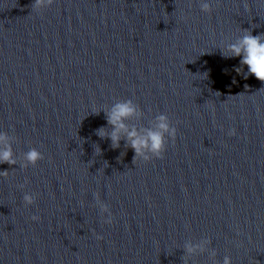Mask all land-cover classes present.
Returning <instances> with one entry per match:
<instances>
[{
    "label": "clouds",
    "instance_id": "9594fccd",
    "mask_svg": "<svg viewBox=\"0 0 264 264\" xmlns=\"http://www.w3.org/2000/svg\"><path fill=\"white\" fill-rule=\"evenodd\" d=\"M54 0H34L30 5L31 10L39 12L40 10L51 6ZM245 10H249V5H244ZM200 9L204 13H211L212 7L208 2H201ZM221 55L224 58L240 57L241 67H237V73H243L244 78L252 75L261 82H264V33L253 35L249 29H243V34L239 36L234 42L228 43L221 47ZM243 66H247V72L243 71ZM235 82V81H233ZM247 88L248 86L245 85ZM103 112L108 127L101 126L95 130V134L100 139L110 140V148L118 149L121 147V141L125 143V148L134 150L132 163L138 159L140 161L148 162L152 159H162L167 148L169 139L175 141L177 129L172 125L168 115L158 114L153 119L150 126L138 129L136 126L129 127L126 121L132 118L141 117L144 112L138 104L134 103L131 99L118 100L109 108L96 111L94 114ZM235 129L228 132L229 136L235 135ZM11 138L6 132H0V164H8L9 166L19 164L21 169H27L30 165L35 167L37 163L44 159L43 154L35 147L30 148L27 152L22 154V163L18 162L17 156L14 154ZM99 154L101 149L99 145L95 149ZM124 153H121V155ZM9 171H0V176L7 178ZM20 189L25 187L24 184L17 186ZM96 205L99 207L102 215L103 224H112L114 217L109 206L100 200L99 194H94ZM23 202L25 206L33 205L36 197L33 194L25 193L23 195ZM107 214L104 217L103 214ZM33 221H38L39 216L33 215ZM97 239H103L102 236L97 235ZM212 241L209 238H203L198 243L187 242L184 244V255L181 257L182 264H188L190 258L205 252L209 253V259L213 264H216L215 257L217 255L215 249H210ZM222 264H232L231 257L225 256Z\"/></svg>",
    "mask_w": 264,
    "mask_h": 264
}]
</instances>
